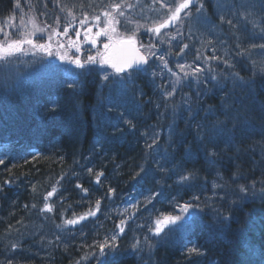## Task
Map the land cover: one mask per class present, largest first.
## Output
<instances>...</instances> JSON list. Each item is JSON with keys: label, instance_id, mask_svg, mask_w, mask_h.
<instances>
[{"label": "trees", "instance_id": "16d2710c", "mask_svg": "<svg viewBox=\"0 0 264 264\" xmlns=\"http://www.w3.org/2000/svg\"><path fill=\"white\" fill-rule=\"evenodd\" d=\"M91 1L0 0V42L53 36ZM260 11L262 27L238 22L237 43L231 36L234 65L199 59L209 85H184L166 111L144 99L134 115L141 105L131 103L127 120L95 80L67 85L43 62L29 71L0 62V264H264V3ZM25 50L27 62L26 52L12 56L27 67L44 60ZM141 189L154 200L109 241L118 228L109 212ZM166 216L180 220L157 234ZM105 241L115 248L101 255Z\"/></svg>", "mask_w": 264, "mask_h": 264}, {"label": "rangeland", "instance_id": "374dc122", "mask_svg": "<svg viewBox=\"0 0 264 264\" xmlns=\"http://www.w3.org/2000/svg\"><path fill=\"white\" fill-rule=\"evenodd\" d=\"M154 1L155 2H151V0H137L133 7H129L124 11V15L117 18L120 22L116 25L117 31L114 33V37L116 40H120L121 38L135 32V38L140 47L142 45L144 46L141 47L144 52L147 46L154 45L152 51L155 55L150 56L149 59L151 62L157 61L154 63V66L158 69L157 74L160 75V81H158L157 86L163 85L162 80H165L163 86L166 90L164 91V94L167 97H172L182 85H193L196 82L204 81V78H208L207 69L204 68L203 65L200 66L198 64L199 62L196 61V57H191L188 63L182 62L181 58L185 53L189 52V55L191 54V48L210 62L216 61L224 63V65L235 64L234 57L229 50L231 38L225 33V28L216 25L217 22L213 19H216L218 23L220 20L225 22L228 25V28L236 34L237 21H239V23H245V20H251L252 11L256 12L257 18L262 16L261 11L259 9L256 10L255 7L260 5L257 3H261V0H238L237 3L233 1L234 4L229 3L230 0H217L218 2H216L213 11H210L205 4L206 2L209 4L214 0H192L189 8L181 12V19L171 24L169 27L162 29L160 35L157 36L148 29L151 28L154 23L168 15V9L175 7V5L181 2V0ZM164 5H167L168 7H164ZM188 13H190V15H188ZM228 21H231V23H228ZM255 21L259 25L256 27L263 26L261 18ZM184 45H187V48H185ZM28 55L29 53L21 56H25L26 59ZM160 57H163V60H161ZM169 59L174 60V63L171 64ZM164 61L167 62V67H165ZM31 63L33 64L34 62L32 61ZM177 65H185V72H187L188 75L185 76L184 72H181ZM197 65L199 66L197 67ZM257 65L258 67L264 65V56L258 59ZM30 66L31 65H28V67L22 65L21 69L25 68L29 71ZM98 67L100 68V63L96 68ZM169 69L171 71H169ZM154 71L155 69L153 68L152 73ZM52 73L53 72H48L47 75ZM107 76L108 78L114 79L112 84H117V87H110L113 89L115 88V91L111 92L110 88L108 90V105L114 108L113 111L119 115V118L125 120L131 118L133 114L128 112L132 110L128 108L129 103L139 106L137 101H140L138 100L140 98L137 96L133 101L132 99H129L128 96L130 95V92L135 93L138 89V92L141 93L142 84L140 85L137 82L138 78L134 77L132 73L129 72L119 74L108 72ZM177 76L180 78L179 83H176ZM9 81L10 80L6 79L3 82L8 83ZM168 92H172L173 95H167ZM155 103L157 109H159L158 105L162 107L164 106L161 108L164 111L167 110V104H169L167 103L166 105H163L160 101ZM142 108L141 105V110L135 109L134 115L142 116ZM155 138L159 141L162 138L160 128L159 131L155 130L151 133V140L154 141ZM153 146L158 147L159 145ZM155 196V193H153L151 189H141L136 194L125 196L122 205H117L112 208V211L109 213L116 215L118 218V228L113 233H110L109 241H113V236H115V240H117V238L123 234V232L120 231L121 227L126 229L128 224L132 221L133 224H137L138 221L137 219H134L135 216L139 217L141 209L147 208V205L154 200ZM149 197H151L150 201L148 200ZM181 199L182 198H180V200ZM178 200V198L172 199L168 202V205L175 208L180 202H182ZM159 209L161 208L159 207ZM161 215L163 216V214ZM121 221H124L125 223L121 225Z\"/></svg>", "mask_w": 264, "mask_h": 264}, {"label": "snow or ice", "instance_id": "6c2138e0", "mask_svg": "<svg viewBox=\"0 0 264 264\" xmlns=\"http://www.w3.org/2000/svg\"><path fill=\"white\" fill-rule=\"evenodd\" d=\"M191 3H192V0H181V2L175 5V7L168 9V15H166L160 21L154 23V25L148 30L154 33L155 35L159 36L162 29L169 27L171 24L181 19V15H180L181 12L184 11L185 9H188ZM108 7L111 10L104 11L102 13L103 17L105 18L104 27L100 28L99 31L95 34V36L96 37H99L101 35L106 36L108 40L111 42L113 39V34L116 33L117 31L116 25L119 24L120 22L113 15V12H116L118 13V15L123 16L124 13L123 11H121V9L124 6L119 3H113V4L108 5ZM164 7H168V6L164 5ZM69 14L71 15V10H69ZM188 15H190V13H188ZM93 19L97 22L96 26L99 27L101 17L97 15L93 17ZM80 23L81 25H83L87 23V20L86 19L81 20ZM228 23H231V21H228ZM34 27H36L35 24H34ZM38 30L44 31V29H38ZM91 31L92 29L89 28L88 33H91ZM88 33H86V35ZM56 34H59V33H56ZM64 34H67V28H65ZM76 35L78 37L79 33L77 32ZM90 38L92 40V43L95 44L96 43L95 37H90ZM50 40H51V36H49V41ZM24 42H27L29 44L33 43L31 40H26V41H12L10 43H7L6 45L0 44V60H5L8 57L14 55L15 52L21 51V44ZM73 43L75 44V42ZM116 45H119V47H116ZM33 47H38L41 50L47 52L49 55H52V52L50 51V47H51L50 44H39V45L33 44ZM103 47L105 51L103 53H98V55L100 56L99 60H97V58L93 56L87 57V60L84 62H82L78 57L72 59V58H68L66 55H62L60 58L69 59V62L74 63L80 68H84L86 63L109 64L115 70V73L119 74V73H125V72L131 73L132 71H143L144 70L143 66L148 64L149 57L155 55V53L152 51V48L154 47V45L147 46L144 53L140 51V48L137 47L135 32H133L131 35L121 38L120 40L114 43H106L104 44ZM141 47H144V46L142 45ZM184 47L187 48V45H184ZM253 47H256V45H253ZM259 47L264 48V44L259 45ZM110 49L113 50L114 52L113 55L109 54ZM78 50L79 48L77 46V51ZM160 59L163 60V57H160ZM164 63H165V67H167V62L164 61ZM177 67L180 69L181 72H184L185 76L188 75V73L185 72V65H177ZM169 71L171 70L169 69ZM104 79L107 80L108 76L106 75ZM179 79H180L179 76H177L176 83H179ZM167 95L171 96L173 95V93L168 92ZM128 123L130 124L131 122L129 121ZM149 147H151V145H149ZM2 163H3V160H0V164ZM89 172H91V169H89ZM102 175L103 173H99L97 175L96 177L97 183H99V178ZM182 179H187V177H184ZM241 190L244 191L245 189L242 188ZM84 191L86 192L87 189H84ZM55 192H56V189L53 188L52 191L48 193V196L49 197L52 196ZM148 200L150 201L151 197H149ZM99 205H100V201L97 200L96 202L97 211L99 210ZM45 207L48 211L52 210L50 205L46 204ZM188 207H190V205L185 204L182 210L186 211ZM95 214H96L95 211L89 209L87 213L79 217V220L85 219L86 216H94ZM179 220H180L179 216H166L163 219H158L156 221V229H155L156 233L158 234L159 232H161L163 230V227H166L168 224H175ZM77 222L78 220H75V219L67 221L68 224H75ZM124 223H125L124 221H121V225H123ZM120 231L121 232L124 231L123 227L120 228ZM115 239L116 237L113 236L112 240L114 241ZM106 247L114 249L115 245L114 244L109 245L107 241H105L104 244H100L99 251L101 255L105 254L104 249ZM133 247L135 248L136 245H133ZM188 253L189 255H192V254L203 255V252L196 247H192L188 249Z\"/></svg>", "mask_w": 264, "mask_h": 264}, {"label": "flooded vegetation", "instance_id": "af4514ba", "mask_svg": "<svg viewBox=\"0 0 264 264\" xmlns=\"http://www.w3.org/2000/svg\"><path fill=\"white\" fill-rule=\"evenodd\" d=\"M97 28L98 27L95 26V29ZM85 31L84 33H81V35H79L78 37L77 35L76 37L75 36L71 37L69 40L71 42L69 43L67 42L68 44H65L64 42L67 40L63 39L57 48L58 50L54 51L55 56L61 57L62 55H66L68 58H72V59L78 57L82 62L86 61L85 58L89 56H93L96 57L97 59H100L98 53H103L105 51L103 46L104 44L109 43L108 40L103 35L99 37H96L93 34L86 35ZM90 37H95L96 39V43L93 44L94 45L93 48L90 47V44H92V40ZM73 42H75V44ZM77 46L79 48L78 51H77ZM84 75H89V74L85 73ZM97 75L99 77L98 79L103 81L101 74L98 73L96 74V76Z\"/></svg>", "mask_w": 264, "mask_h": 264}, {"label": "bare ground", "instance_id": "6f19581e", "mask_svg": "<svg viewBox=\"0 0 264 264\" xmlns=\"http://www.w3.org/2000/svg\"><path fill=\"white\" fill-rule=\"evenodd\" d=\"M197 127H199V128H197L196 130H200L203 127V125L197 124ZM204 131H205V128L204 129L202 128V132H204ZM259 180L262 181V178L260 177Z\"/></svg>", "mask_w": 264, "mask_h": 264}, {"label": "water", "instance_id": "95a60500", "mask_svg": "<svg viewBox=\"0 0 264 264\" xmlns=\"http://www.w3.org/2000/svg\"><path fill=\"white\" fill-rule=\"evenodd\" d=\"M116 47H119V45H116ZM114 54L113 50H112V55Z\"/></svg>", "mask_w": 264, "mask_h": 264}]
</instances>
